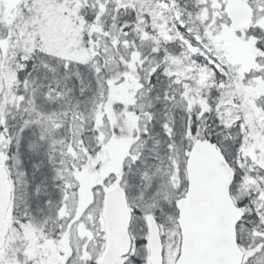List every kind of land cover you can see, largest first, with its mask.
I'll return each instance as SVG.
<instances>
[{
	"label": "snow or ice",
	"instance_id": "snow-or-ice-1",
	"mask_svg": "<svg viewBox=\"0 0 264 264\" xmlns=\"http://www.w3.org/2000/svg\"><path fill=\"white\" fill-rule=\"evenodd\" d=\"M0 264H264V0H0Z\"/></svg>",
	"mask_w": 264,
	"mask_h": 264
}]
</instances>
